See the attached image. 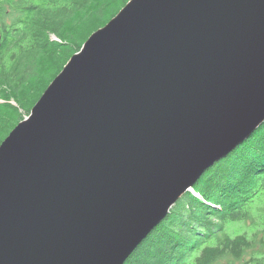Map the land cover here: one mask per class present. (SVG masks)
Instances as JSON below:
<instances>
[{"label":"water","instance_id":"1","mask_svg":"<svg viewBox=\"0 0 264 264\" xmlns=\"http://www.w3.org/2000/svg\"><path fill=\"white\" fill-rule=\"evenodd\" d=\"M264 123V0H129L0 145V264H125Z\"/></svg>","mask_w":264,"mask_h":264},{"label":"trees","instance_id":"2","mask_svg":"<svg viewBox=\"0 0 264 264\" xmlns=\"http://www.w3.org/2000/svg\"><path fill=\"white\" fill-rule=\"evenodd\" d=\"M128 1L0 0V145L89 36ZM193 189L197 195L185 193L125 264H221L245 257L260 263L245 228L264 225V123Z\"/></svg>","mask_w":264,"mask_h":264},{"label":"rangeland","instance_id":"3","mask_svg":"<svg viewBox=\"0 0 264 264\" xmlns=\"http://www.w3.org/2000/svg\"><path fill=\"white\" fill-rule=\"evenodd\" d=\"M4 7L8 8L6 5H4ZM9 11L10 10L7 9V13H6L5 18H4V22L7 23V24H10L11 19H13V17H11L12 15H10ZM13 16L15 17L14 14H13ZM51 38L53 40H58L54 36H51ZM251 213L254 214L255 212L251 211ZM245 230L247 231V234L251 238V240L254 241V243L256 244L254 257L256 259H258L260 263H254V262L251 263L252 261L250 262V258L245 257V258H243L241 260H238V261L237 260H229L227 262L226 261H222L221 264H246L247 261H248L249 264H264V225L261 224V223H258V224L247 223V227L245 228Z\"/></svg>","mask_w":264,"mask_h":264},{"label":"flooded vegetation","instance_id":"4","mask_svg":"<svg viewBox=\"0 0 264 264\" xmlns=\"http://www.w3.org/2000/svg\"><path fill=\"white\" fill-rule=\"evenodd\" d=\"M0 35H1V39H2V37H3V36H2V34H1V33H0Z\"/></svg>","mask_w":264,"mask_h":264},{"label":"bare ground","instance_id":"5","mask_svg":"<svg viewBox=\"0 0 264 264\" xmlns=\"http://www.w3.org/2000/svg\"><path fill=\"white\" fill-rule=\"evenodd\" d=\"M0 44H1V40H0ZM42 96V95H41ZM34 107V106H33Z\"/></svg>","mask_w":264,"mask_h":264}]
</instances>
